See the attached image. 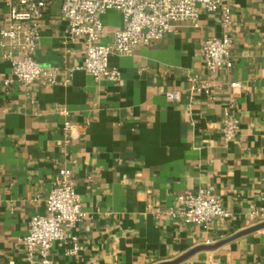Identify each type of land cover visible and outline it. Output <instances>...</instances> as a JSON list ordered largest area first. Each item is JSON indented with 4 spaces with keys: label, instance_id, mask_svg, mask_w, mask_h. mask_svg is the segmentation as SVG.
I'll return each mask as SVG.
<instances>
[{
    "label": "crops",
    "instance_id": "obj_1",
    "mask_svg": "<svg viewBox=\"0 0 264 264\" xmlns=\"http://www.w3.org/2000/svg\"><path fill=\"white\" fill-rule=\"evenodd\" d=\"M6 11L0 0V26ZM103 20L104 43H111L123 15L111 10ZM66 30L62 0H55L35 57L67 84L6 85L11 65L0 48V264H30L20 239L32 216L49 213L46 197L65 165L87 217L68 230L80 252L68 256L70 242H57L53 264H158L251 227V212L264 209V0H234V65L217 74L212 95L191 94L188 77H206L203 45L223 35L219 13L200 8L196 23L113 55L119 82H97L79 69L82 45L65 43ZM227 113L241 120L228 144ZM67 120L75 124L70 144ZM200 188L212 190L232 217L205 229L166 214ZM181 264H264V229Z\"/></svg>",
    "mask_w": 264,
    "mask_h": 264
},
{
    "label": "built area",
    "instance_id": "obj_2",
    "mask_svg": "<svg viewBox=\"0 0 264 264\" xmlns=\"http://www.w3.org/2000/svg\"><path fill=\"white\" fill-rule=\"evenodd\" d=\"M55 0H5L7 8L0 26L2 56L11 65L6 85L19 83L26 89L34 84L52 87L61 82L58 70L41 64L35 57L41 40L42 22L49 6ZM234 0H62V14L67 21L65 43H81L84 63L79 69L90 74L97 82L107 78L113 82L122 79L121 71L110 65L113 55L126 56L140 44H149L166 34L177 32L187 22L196 23L200 8L219 13L224 33L221 37L207 39L203 45L206 77L190 75L191 94L212 95L217 74L230 70L233 38L228 29L232 25ZM111 10L123 15L122 28L113 32V41L104 43L106 33L103 17ZM264 59V58H263ZM232 82L233 89L240 87ZM171 100H179V92L167 94ZM67 117L69 112L63 110ZM241 120L227 113L222 124L226 144L237 139ZM65 142L76 138L75 124L69 120L64 125ZM180 208H170L166 214L181 216L186 223L210 229L216 220H227L232 213L212 190L200 188L198 192L179 197ZM48 214L32 216L27 234L20 244L30 264H53L52 253L57 242L69 243L66 255H77L82 249L78 236H69L68 230L87 217L80 196L76 191L73 171L68 166L59 169L54 186L46 197ZM252 226L264 222V209L251 212Z\"/></svg>",
    "mask_w": 264,
    "mask_h": 264
},
{
    "label": "water",
    "instance_id": "obj_3",
    "mask_svg": "<svg viewBox=\"0 0 264 264\" xmlns=\"http://www.w3.org/2000/svg\"><path fill=\"white\" fill-rule=\"evenodd\" d=\"M263 229H264V222L256 224L254 226H251L249 228H246V229L236 233L232 237L221 240L215 244L200 245V246L194 247L191 250H189L188 252H186L185 254H183L182 256H180L174 260L160 262L158 264H181L182 262L188 260L189 258H191L193 255H195L196 253H198L200 251L217 249V248H219V247H221V246H223V245H225L231 241H234V240L239 239L245 235H248V234L263 230Z\"/></svg>",
    "mask_w": 264,
    "mask_h": 264
}]
</instances>
